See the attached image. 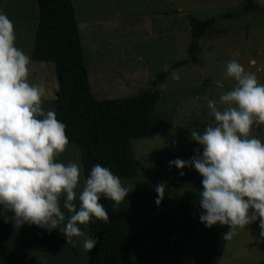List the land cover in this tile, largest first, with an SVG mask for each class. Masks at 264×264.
I'll return each mask as SVG.
<instances>
[{
	"label": "rangeland",
	"instance_id": "374dc122",
	"mask_svg": "<svg viewBox=\"0 0 264 264\" xmlns=\"http://www.w3.org/2000/svg\"><path fill=\"white\" fill-rule=\"evenodd\" d=\"M249 2L264 7V0H99L92 11L96 18L90 19L91 13H87V21L77 22L89 81L97 98L137 94L151 87L157 71L169 70L154 110L159 118L166 115L169 119L165 123L160 120L154 134L135 140L141 141L135 153L139 168L152 173L158 165V173L144 176L148 181L136 180L140 174L122 181L128 183L127 196L134 202L131 218L136 224L135 264H198L208 252L212 233L220 227L217 223L206 231L196 230L205 224L199 220L202 209L197 199L202 177L194 167L185 168L195 171L200 178L197 183L186 185L182 179L175 183L163 174L169 170L173 171L171 176H176L181 169L168 162L176 157L187 160L195 154L198 142L190 138L189 130L202 131L214 122L207 101L218 102L220 94L234 86L235 80L225 71L230 59L238 60L264 83V10L247 9ZM86 3L75 2L77 11L84 8L87 12ZM0 11L13 21L16 45L31 57L37 0H0ZM229 12L235 17L225 16ZM212 16L215 21L210 34L198 40V63L171 67L178 59H191L186 50L190 17ZM29 67V81L45 85L42 107L53 109L57 85L54 65L31 58ZM173 70L179 72L180 79L172 78ZM195 85L198 94L191 90ZM218 107H222L219 102ZM250 134L264 140V124L254 126ZM72 147L77 146L68 143L56 159L65 163L78 160ZM157 152L161 155H155ZM161 181L167 182V188L157 205L155 185ZM4 217L0 218V264L85 262L82 249H60L54 229L47 231L28 223L19 226ZM257 237L259 219L225 240L223 252L209 264H264V239Z\"/></svg>",
	"mask_w": 264,
	"mask_h": 264
},
{
	"label": "clouds",
	"instance_id": "9594fccd",
	"mask_svg": "<svg viewBox=\"0 0 264 264\" xmlns=\"http://www.w3.org/2000/svg\"><path fill=\"white\" fill-rule=\"evenodd\" d=\"M15 41L13 21L0 11V206L12 212L15 225L59 229L73 244V237H83L82 247L90 251L100 238L87 235L80 225L93 217L109 222L101 196L119 203L129 187L108 166L96 163L77 191L81 164L56 159L69 143L67 125L54 109L42 107L45 85L29 81L31 57ZM225 71L235 84L220 94L222 107L214 99L207 101L214 122L202 131L189 130L198 142L195 154L168 163L181 169V176L185 167L201 174L197 199L199 220L206 227L226 225L222 235L230 240L238 229L259 219L257 238L264 239V140L250 134L264 124V83L236 59L227 62ZM171 76L180 79L176 70ZM138 174L136 180L148 181L143 178L148 173ZM166 188V181L155 185L157 205Z\"/></svg>",
	"mask_w": 264,
	"mask_h": 264
},
{
	"label": "trees",
	"instance_id": "16d2710c",
	"mask_svg": "<svg viewBox=\"0 0 264 264\" xmlns=\"http://www.w3.org/2000/svg\"><path fill=\"white\" fill-rule=\"evenodd\" d=\"M80 1L86 3V0ZM80 1L37 0L38 12L35 16L37 20L31 50L33 60H45L54 64L57 87L52 105L57 118L67 125L65 131L69 143H74L78 147L71 148L76 150L81 164V181L77 191L82 190L84 178L96 163L108 166L121 177L122 181L135 177L140 172L154 174L155 171L157 174L158 165L152 173L139 168L135 153L138 151L136 144L141 141L135 140L154 134L159 121L165 123L169 119L166 115L159 118L154 113L156 101L162 92L160 86L168 78L169 70L157 71L151 81V87L137 94L111 99L97 98L94 95L77 22L87 21V13H91L90 19H95L92 11L99 0H89L90 4L88 2L85 4L87 12L84 8L76 10L77 6L74 3H81ZM225 16L233 18L235 13L229 12ZM214 21L213 16L204 19L190 17V39L186 50L191 59H178L170 65L171 67L178 68L189 62L198 63V40L205 33L210 34V26ZM83 31L87 34L88 29L84 28ZM197 87L198 85L191 87L196 94L199 91ZM155 155L161 154L157 152ZM183 170V176L179 174L171 176L173 171L166 170L163 177L169 175L168 177H172L175 183L182 179L186 185L199 181L200 178L192 168ZM130 184L133 185L132 182ZM101 202L109 214V222L93 217L87 224H81L84 233L100 238L92 250L83 249V237H73L76 241L73 244L70 241L66 242L64 234L59 229H54L57 245L60 249L68 246L71 250L74 249L73 252L82 249L86 259L83 264H135L133 255L136 224L131 218L133 200L126 196L117 203L101 196ZM12 215L11 211L0 206V218L1 216L11 218ZM209 228L202 225L196 227V230L206 231ZM226 230V225H220L214 230L208 252L198 264H209L211 259L223 252L226 239L222 233Z\"/></svg>",
	"mask_w": 264,
	"mask_h": 264
},
{
	"label": "water",
	"instance_id": "95a60500",
	"mask_svg": "<svg viewBox=\"0 0 264 264\" xmlns=\"http://www.w3.org/2000/svg\"><path fill=\"white\" fill-rule=\"evenodd\" d=\"M247 9H252V8H257V9H263L264 7H261L260 5L253 3V2H249L248 5L246 6Z\"/></svg>",
	"mask_w": 264,
	"mask_h": 264
}]
</instances>
